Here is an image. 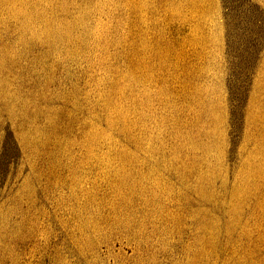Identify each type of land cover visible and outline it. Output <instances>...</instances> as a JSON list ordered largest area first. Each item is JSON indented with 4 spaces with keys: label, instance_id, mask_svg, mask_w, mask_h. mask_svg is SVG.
<instances>
[{
    "label": "rangeland",
    "instance_id": "1",
    "mask_svg": "<svg viewBox=\"0 0 264 264\" xmlns=\"http://www.w3.org/2000/svg\"><path fill=\"white\" fill-rule=\"evenodd\" d=\"M0 264H264V0H0Z\"/></svg>",
    "mask_w": 264,
    "mask_h": 264
},
{
    "label": "bare ground",
    "instance_id": "2",
    "mask_svg": "<svg viewBox=\"0 0 264 264\" xmlns=\"http://www.w3.org/2000/svg\"><path fill=\"white\" fill-rule=\"evenodd\" d=\"M27 16V15H26Z\"/></svg>",
    "mask_w": 264,
    "mask_h": 264
}]
</instances>
